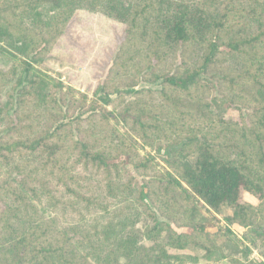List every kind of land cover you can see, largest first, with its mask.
Masks as SVG:
<instances>
[{
	"label": "trees",
	"instance_id": "16d2710c",
	"mask_svg": "<svg viewBox=\"0 0 264 264\" xmlns=\"http://www.w3.org/2000/svg\"><path fill=\"white\" fill-rule=\"evenodd\" d=\"M78 11L125 28L91 99L42 67ZM0 58V264H264V0H0Z\"/></svg>",
	"mask_w": 264,
	"mask_h": 264
},
{
	"label": "rangeland",
	"instance_id": "374dc122",
	"mask_svg": "<svg viewBox=\"0 0 264 264\" xmlns=\"http://www.w3.org/2000/svg\"><path fill=\"white\" fill-rule=\"evenodd\" d=\"M124 26L106 19L98 14H90L84 11H78L74 14L66 33L57 42L55 48L49 56L44 59L42 67L46 74L59 81L64 88H70L76 92L86 95L88 99L93 98V92L102 82L104 74L113 62L120 44L124 39ZM2 66H5L4 60L0 58ZM146 89H157V85L140 84L138 87ZM217 109V108H216ZM64 110V107H63ZM212 111H216L213 108ZM226 118L237 119V113L234 111L224 112ZM82 117L81 111L76 110L73 118ZM140 154L150 155L155 158L159 164L157 170L164 169L163 164L157 159L160 153L155 154L153 149L140 150ZM188 163L193 162L192 158L187 159ZM130 171L135 178L140 181V177ZM241 199L252 205H256L257 200L248 193H242ZM232 209L222 206L219 213L212 214L200 211L193 216V220L198 223H211L212 230L217 227H227L233 236L239 241L226 242L223 237L216 241L217 246L222 250L224 257L234 258L239 261L259 260L258 250L254 244H249L243 240L244 230L238 226H226L225 219L232 215ZM162 221L160 216H157ZM241 243V244H240ZM185 254L201 257V250L189 248ZM199 264H228L227 260H200Z\"/></svg>",
	"mask_w": 264,
	"mask_h": 264
}]
</instances>
